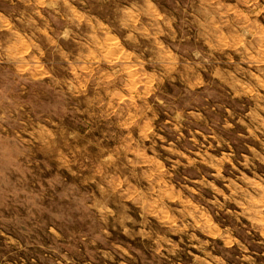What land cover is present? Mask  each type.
<instances>
[{"label":"rangeland","instance_id":"374dc122","mask_svg":"<svg viewBox=\"0 0 264 264\" xmlns=\"http://www.w3.org/2000/svg\"><path fill=\"white\" fill-rule=\"evenodd\" d=\"M0 264H264V0H0Z\"/></svg>","mask_w":264,"mask_h":264}]
</instances>
